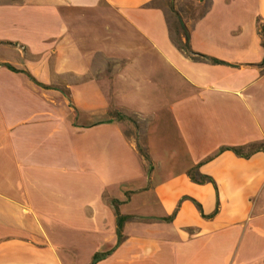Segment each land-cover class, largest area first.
Wrapping results in <instances>:
<instances>
[{
	"label": "crops",
	"instance_id": "obj_1",
	"mask_svg": "<svg viewBox=\"0 0 264 264\" xmlns=\"http://www.w3.org/2000/svg\"><path fill=\"white\" fill-rule=\"evenodd\" d=\"M261 144L264 0H0V264H264Z\"/></svg>",
	"mask_w": 264,
	"mask_h": 264
},
{
	"label": "trees",
	"instance_id": "obj_2",
	"mask_svg": "<svg viewBox=\"0 0 264 264\" xmlns=\"http://www.w3.org/2000/svg\"><path fill=\"white\" fill-rule=\"evenodd\" d=\"M188 40V38H187ZM185 50L186 52H188L190 55H192L194 57V59H199V58H202V59H207V60H210L212 61L213 63H217V64H220L222 62L216 60V59H210L208 57H205L203 55H200V54H196L194 52H192L189 48V45H188V42H186V45H185ZM231 151H233L236 155L238 156H242V157H247L249 156L252 152L254 151H259V150H262L264 151V144H261V145H258L257 147H254L250 150L249 153L245 154L244 153V148L243 147H231L229 148ZM195 180V178H193ZM205 180H210L209 178L205 177V176H201L200 177V180L199 181H205ZM114 202V205H117V201H113ZM116 211V221H117V236H118V243L119 241L121 240V229H122V225L124 223V221L126 219H128V217L126 216H121L118 214L117 212V209L115 210ZM112 250L108 251V252H105V253H95L92 257V260H91V264H95L96 262L102 260L103 258H105Z\"/></svg>",
	"mask_w": 264,
	"mask_h": 264
}]
</instances>
